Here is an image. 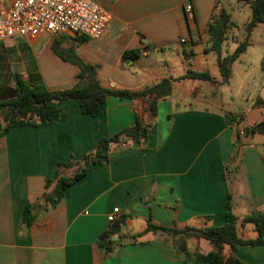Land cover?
I'll return each instance as SVG.
<instances>
[{
    "label": "crops",
    "instance_id": "obj_1",
    "mask_svg": "<svg viewBox=\"0 0 264 264\" xmlns=\"http://www.w3.org/2000/svg\"><path fill=\"white\" fill-rule=\"evenodd\" d=\"M93 1L111 14L98 40L40 34L0 41V78L6 88L15 89L16 78L42 82L51 92L72 88L79 68L62 60L53 50L55 44L58 51L71 52L96 67L104 88L137 93L168 80L170 94L157 99L154 117L153 96L108 97L94 118L84 115L75 102L65 101L54 124L13 128L0 136V264H190L166 236L146 233L148 222L177 229L219 227L226 201L238 219L237 234L254 239L253 224H243L241 219L253 211L264 212V134H246V130L264 123V69L261 62V73L243 81L240 105L235 97L225 96L221 88L229 86L236 67L243 65L254 47L250 44L235 60L230 78L222 83L207 31L212 17L224 10L235 27L227 33L221 55L232 54L239 45L232 9L241 3ZM186 5L191 6L190 13L185 12ZM126 51H139V55L122 61ZM258 52L262 59L264 48ZM190 72L208 74L211 81L184 78ZM251 81L257 84L249 99ZM9 99L0 94V102ZM136 117L153 123L143 143L126 140L112 145L105 163L92 165L66 189L60 202L37 208L34 223L23 226L25 203H34L52 190V186L46 190L45 184L55 176L57 162L80 161L100 139L131 127ZM114 208L123 219L112 230L114 224L107 216ZM105 234L113 246L108 255L99 247ZM185 241L191 256L212 251L204 239ZM222 256L238 264H264V245L224 246Z\"/></svg>",
    "mask_w": 264,
    "mask_h": 264
},
{
    "label": "trees",
    "instance_id": "obj_2",
    "mask_svg": "<svg viewBox=\"0 0 264 264\" xmlns=\"http://www.w3.org/2000/svg\"><path fill=\"white\" fill-rule=\"evenodd\" d=\"M238 3L247 5L250 10L248 22L244 26L245 40L240 43L232 54L221 55V46L226 39L230 29L234 28V23L229 15L221 10L207 27L210 48L217 55V62L222 83H226L231 75L232 64L250 45L249 37L254 28L259 24H264V0H238ZM84 40L83 38L78 41ZM55 53L64 61L76 65L79 68L77 81L72 88L51 92L48 91L42 82L26 83L18 78L15 79L14 86L16 95L14 98L0 102V136L9 130L18 127L42 128L54 124L60 118L61 109L59 105L65 101H73L81 109V112L89 117H98L101 113L100 107L108 97H115L119 100H134L145 96H153L150 104L151 116H155V103L157 99L170 94V81L162 80L140 92L131 93L127 91H117L102 87L96 77V67L87 65L79 60L73 53L58 51L53 45ZM139 55V51H126L122 55V61L134 60ZM262 68L264 69V55ZM184 78L192 80L211 81L210 76L205 73L190 72ZM65 115V114H64ZM153 123L135 119L133 125L127 129L114 134L110 138L100 139L94 151L85 155L80 161H59L56 163L55 176L52 180L46 181L45 188L52 190L42 195L34 203H25L22 211V223L24 227H30L36 216L37 208L49 205L54 207L64 197L68 187L81 180L91 169L92 165L103 164L107 161V154L112 145L125 143L129 140L133 144H141L147 137V132ZM247 133L264 134V123L257 124L246 130ZM70 175H64L65 173ZM43 202L42 205H38ZM225 208L224 223L219 227H206L194 229L185 227L182 229L164 228L148 222L145 232L161 233L170 241L172 248L183 256L184 261L190 264H238L233 258L225 259L222 256L224 246L235 249L238 246H263L264 245V212L253 211L241 219L243 224L252 223L256 231L254 239H243L237 234V218L232 213L229 201L223 205ZM113 223L111 227L115 230L122 222ZM100 239L99 247L105 255L113 251L112 242L105 238ZM194 237L204 239L212 245V251L207 254L195 253L192 256L186 251V239Z\"/></svg>",
    "mask_w": 264,
    "mask_h": 264
},
{
    "label": "built area",
    "instance_id": "obj_3",
    "mask_svg": "<svg viewBox=\"0 0 264 264\" xmlns=\"http://www.w3.org/2000/svg\"><path fill=\"white\" fill-rule=\"evenodd\" d=\"M185 12H191L190 5ZM110 20V12L93 0H0V41L40 34L98 40ZM121 218V211L114 208L107 221L112 224Z\"/></svg>",
    "mask_w": 264,
    "mask_h": 264
},
{
    "label": "rangeland",
    "instance_id": "obj_4",
    "mask_svg": "<svg viewBox=\"0 0 264 264\" xmlns=\"http://www.w3.org/2000/svg\"><path fill=\"white\" fill-rule=\"evenodd\" d=\"M222 3L225 5V0H223ZM232 12H233L232 19L238 25L237 28H235L234 30H235V35L239 36L238 37L239 39L237 41L240 44L245 40V32L244 30H241L240 27L248 20L250 10L248 6L235 3L232 9ZM257 27L256 29L253 30L248 40L249 43L252 44L254 47L252 50H250L252 51L250 56H247L246 58H244L242 66L236 67L235 69L236 76L230 82L229 86L228 87L224 86L223 88H221L222 93L225 96L231 95L235 97V101H238L239 105L242 102L240 101V97L238 99V96L241 95V93H243V87H242L244 85L243 81L246 79L248 75H250V77H256L258 74L261 73L260 63L263 62V58L261 59L260 52H258V50L260 48H264V36L262 35L263 32L261 30L262 29L261 27H264V25L259 24ZM256 52H257V55L255 54ZM247 64H250V66L249 65L247 66ZM244 65L247 66V69L245 71L247 72V74H244V71H243ZM250 83L251 84L249 85V90H248L249 99H251V96L255 93L254 86L257 84V82L251 81ZM6 87H7L6 83L0 78V94L2 93L6 95V97L8 98H14L15 89H12V88L8 89ZM230 90H233L232 94H230L229 92ZM226 104L227 102L224 103V105ZM251 115L247 117V122H250L251 118L255 117V114L254 116H251ZM0 123H1V115H0ZM244 124H246V121H244Z\"/></svg>",
    "mask_w": 264,
    "mask_h": 264
}]
</instances>
